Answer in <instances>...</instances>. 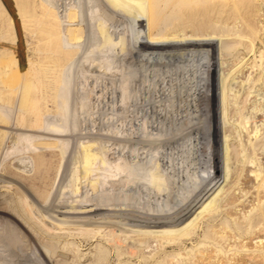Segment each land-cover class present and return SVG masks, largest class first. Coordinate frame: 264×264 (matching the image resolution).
<instances>
[{"label":"bare ground","instance_id":"obj_1","mask_svg":"<svg viewBox=\"0 0 264 264\" xmlns=\"http://www.w3.org/2000/svg\"><path fill=\"white\" fill-rule=\"evenodd\" d=\"M122 1L134 8L148 5L145 23L148 42L142 40L144 44H139L142 37L139 38L136 31L134 17L115 9L114 2H109V5L116 13L109 11L101 0H81L84 25L79 29H67V41L77 43L86 32L90 34L89 46L95 43L97 39L93 36L96 33L92 28L97 23L100 25L97 17L107 22L105 30H100L103 35L108 38L121 36V41L112 43L113 52L109 57H106L103 48L91 50L84 57L71 47L65 49L68 61L74 57L85 60L77 65L78 71L98 73V77L90 78V90H96L101 100L95 102L97 109L92 114L94 119L90 117L82 122L83 125L72 124L70 129L46 133L56 138L67 137L72 148L81 141H93L98 146L105 144L113 147L111 151L103 152L105 158L112 162L121 160L120 164H124V167L110 164V167L106 166L102 172H98L100 168H92L93 163L87 161L85 167L79 168L75 175L70 176L67 175L69 163L58 154L65 165L62 168L60 165L54 176L48 177L37 191H23L13 186L1 187L0 264H160L165 259L163 249L181 251L186 244L197 239L194 233L190 235L191 233L186 232L173 237V231H158L179 228L209 195L207 171L203 174V170H208V165L202 152V138L207 141V131L211 132L210 135L208 132L210 137L207 145L210 142L215 150L211 165L217 176L211 181L212 187L217 189L221 185V161L219 160V167L216 163V149L219 142L221 144V138L217 136V132L221 127L225 132L229 131L232 110L229 109V99L225 97L220 121L219 110L208 111L210 103L207 105L199 102L197 94L200 80L203 84L200 96L202 93L205 97L214 92L213 88H205V74L203 68V76L197 73L198 65L203 66L204 59L210 56L205 45L213 42L217 45L213 55L223 62L207 67L214 79H217L219 70L225 73L231 69L233 62L244 60L251 52L249 47L241 43L240 52L237 50L233 54L234 49H229L228 46L234 40L233 36L259 33L251 25L249 14L258 12L256 10L263 5V0ZM90 3L99 8L98 14L84 12ZM67 20L69 24L77 21L75 15H69ZM123 21H127L126 25L119 28ZM258 35L255 39L260 43ZM146 44L162 47H143ZM140 46L142 48L139 49ZM83 48L87 50V46ZM52 64L59 68L57 73L65 69L63 62ZM71 74L74 75V72ZM56 76L59 78L58 74ZM212 76H209V82L214 80ZM77 82L79 81L75 80V85H72L75 87L79 84ZM215 83L217 81L213 84ZM228 85L224 84L223 87L227 90ZM61 87L62 81L58 90ZM72 93L70 91L73 103L81 92ZM240 125L243 128L246 126L243 120ZM89 128L98 132L92 134L88 131ZM102 130L125 132L127 136L121 138L100 133ZM81 131L86 132L82 134ZM153 134H159L160 137H150ZM187 138L190 142L184 144L187 148L185 151L183 141ZM59 144L61 143H56L55 148L60 149ZM90 148L91 151L95 150L94 147ZM124 148L128 150L125 151ZM154 150H158L156 163L148 167L146 159ZM167 150L171 152L167 153ZM200 157L202 161H199ZM136 165L154 170L151 175L144 177V173L133 168ZM62 174H66L64 180L60 178ZM99 175L104 178L97 177ZM196 175H199L198 180L193 179L192 182L191 176ZM35 177L32 175L13 180L7 174L0 173L1 179H11L18 185ZM187 184L190 186L187 187ZM87 188L97 200H77L78 196L86 197ZM27 194L36 205L26 199ZM69 199L72 201L68 202ZM222 199L220 204L228 207V197L224 196ZM62 210H69V213H63ZM39 215L42 217V224L35 219ZM214 220L209 211L198 224ZM121 222L126 227L146 233L137 231L135 237L122 239L113 231L122 228ZM78 226L109 227L112 235L103 239L98 230L76 235L68 232ZM154 244L156 247H153ZM138 247L153 249L154 255L149 258L143 250L136 249Z\"/></svg>","mask_w":264,"mask_h":264},{"label":"rangeland","instance_id":"obj_2","mask_svg":"<svg viewBox=\"0 0 264 264\" xmlns=\"http://www.w3.org/2000/svg\"><path fill=\"white\" fill-rule=\"evenodd\" d=\"M90 1L87 0V2ZM101 1L109 11L116 13L115 9H118L125 15L133 16L137 23L136 31L139 33V38L142 37L139 39V44L141 46L144 44L142 40L148 42L145 30L147 4L134 8L122 3V0ZM111 1L115 3V9L109 5ZM81 3V0H0V173L7 174L13 180L36 176L26 182L23 181L24 183L21 185L14 183L11 179L0 178L3 181L0 182V188L13 186L19 187L23 191H37L48 177L54 176L55 170L60 165L61 168L65 165L58 158V154L69 163L67 175L70 176L75 175L79 168L85 167L87 161L93 163L92 168L99 167L98 172H102L106 166L110 167V164L119 165L121 163V160L112 162L105 158L103 152H109L113 148L108 145L100 144L98 146L93 141H81L72 148L67 137L56 138L46 133L56 130L63 131L65 128L70 129L73 127L72 124L74 126L83 125L90 117L94 119L92 114L97 109L95 102L101 100L96 90L94 92L90 90V78L98 77V73L78 71L77 65H81L85 60L74 57L68 61L65 49L71 47L72 50L75 49L74 51L82 53L84 57L91 50L103 48L106 57H109L113 52V44L121 41V36L108 38L103 35L100 30H105L107 22L101 17H97L100 25L98 26L97 23L92 28L96 33L93 37L97 40L91 46H89L90 34L86 32L77 43L67 41L69 40L67 29H79L84 25L81 11L83 9H80L82 8ZM256 11L258 12H252L253 16L250 13L249 17L251 25L259 31V35L253 32L247 36H233L235 41L233 40L228 46L229 49H234V54L235 51L242 49L241 43H244L251 52L240 62H233V64L228 62L232 65L231 69L225 73L219 70L217 79H214L212 73H208L207 68L213 63L216 65L223 63L213 55L217 48L216 42L205 45L210 56L204 59L203 66L202 64L198 65L197 73L199 72L203 76L204 72L205 88H213L214 93H208L205 97L202 93L200 96L203 87L200 80L199 93L197 94L199 102L207 105L210 103L208 111L219 110L218 115L222 121V112L220 111H223L224 99L227 97L230 101L229 109L233 114L229 119V131L225 132L221 127L217 132V136L221 138V144L219 142L216 149L218 167L221 161V185L217 189L212 187L211 181L217 176L213 165H211L212 160L214 161L212 157L215 156V150L210 142L207 145L211 133L207 131V141L203 139L204 137L202 138V152L205 156L204 161L207 160L208 170H210H203L204 175L207 171L209 178V195L179 228L158 231H173L172 234H175L171 235L173 237L186 232L191 233L190 235L194 233L197 239L189 242L190 245L186 244L181 251L162 248L165 252V259L160 264H264V0L263 5ZM84 12L96 15L99 13V8L90 3ZM69 15L76 16L77 21L74 24L68 23ZM126 22L123 21L119 28H122V25L125 26ZM256 35L259 36L260 43L256 42ZM85 46H87V50L83 48ZM141 46L139 49L142 48ZM143 47L160 48L162 46L146 44ZM198 54L200 57V52ZM108 61L110 62L111 59ZM53 62L65 63V69L57 73L59 68L53 66ZM70 72H74V75ZM56 74L59 75V78ZM210 75L214 80L209 82ZM75 80L79 81L77 82L79 84L74 87ZM60 81H62L63 88L58 90ZM215 81L217 83L213 84ZM98 82L96 81L97 84H99ZM224 84H229L227 90L223 87ZM70 91H73L72 94L81 92L73 103ZM242 120L246 125L245 128L240 125ZM86 131H81V133L84 134ZM88 131L92 134L98 132L94 128ZM100 133H108L121 138L127 136L125 132L113 133L108 130H102ZM156 135L160 137L159 134H153L150 137L156 138ZM197 136L195 135V137ZM189 142V138L184 139L183 148L184 144ZM56 143H61L59 144L60 149L55 148ZM90 147H94L95 150L91 151ZM133 150L135 151V149ZM158 150L161 151V149ZM158 150H154L153 155L147 157L146 165L148 167L156 163ZM184 150L187 151V148L185 147ZM166 152L170 153L171 151L167 150ZM201 159L200 157L199 161L203 160ZM134 163L136 162L134 161ZM120 166L124 167V164H120ZM147 166L143 168L141 165H136L133 168L138 169L144 173V177H147L154 170H149ZM199 175L191 176L192 182L193 179L198 180ZM97 177L104 178L100 175ZM60 178L64 180L66 174H62ZM68 186L70 187V184ZM71 186L74 188L73 183ZM189 186L190 184H187V187ZM87 191L89 194L87 193L86 197L78 196L77 200L83 202L97 200L91 196L88 188ZM224 196L228 197V201H230L228 207L225 204H220ZM26 199L34 203L28 194ZM70 201L72 199L68 200V202ZM68 211L62 210L61 212L69 213ZM209 211L212 212L215 220L211 223L198 224ZM41 218L40 215L35 216L40 224H42ZM46 229L50 228L46 227ZM97 230L103 239L112 235L109 227L78 226L68 232L76 235ZM113 231L118 237L128 239L135 237L139 230L123 225L121 229ZM140 233L145 234L146 232L141 230ZM153 247H156V244ZM164 247H167V244H164ZM136 249L143 250L149 258L154 255L153 249H142L141 247Z\"/></svg>","mask_w":264,"mask_h":264}]
</instances>
